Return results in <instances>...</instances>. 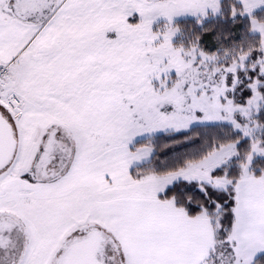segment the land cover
I'll return each instance as SVG.
<instances>
[{
  "label": "snow or ice",
  "instance_id": "6c2138e0",
  "mask_svg": "<svg viewBox=\"0 0 264 264\" xmlns=\"http://www.w3.org/2000/svg\"><path fill=\"white\" fill-rule=\"evenodd\" d=\"M0 264H264V0H0Z\"/></svg>",
  "mask_w": 264,
  "mask_h": 264
},
{
  "label": "trees",
  "instance_id": "16d2710c",
  "mask_svg": "<svg viewBox=\"0 0 264 264\" xmlns=\"http://www.w3.org/2000/svg\"><path fill=\"white\" fill-rule=\"evenodd\" d=\"M204 40L205 42L211 44L213 42V37L210 35H206L204 37ZM211 132V129L200 128L194 130L191 133H188V136H194L196 133L210 134ZM183 139V136L176 137V140L178 141H182ZM155 145L157 156L154 159L159 158L162 162L164 160L173 159L177 154L191 152L196 147V145L192 144H189L187 146L173 144V142L168 138L167 134L155 138ZM176 149H178V152L176 151Z\"/></svg>",
  "mask_w": 264,
  "mask_h": 264
}]
</instances>
